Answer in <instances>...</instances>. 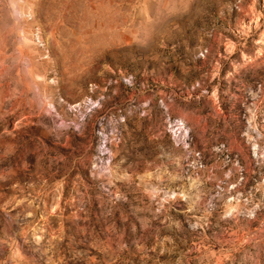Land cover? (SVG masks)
<instances>
[{
	"label": "rangeland",
	"instance_id": "rangeland-1",
	"mask_svg": "<svg viewBox=\"0 0 264 264\" xmlns=\"http://www.w3.org/2000/svg\"><path fill=\"white\" fill-rule=\"evenodd\" d=\"M0 264H264V0H0Z\"/></svg>",
	"mask_w": 264,
	"mask_h": 264
}]
</instances>
